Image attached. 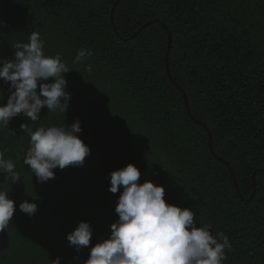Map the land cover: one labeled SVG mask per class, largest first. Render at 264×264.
I'll use <instances>...</instances> for the list:
<instances>
[{"label":"trees","instance_id":"16d2710c","mask_svg":"<svg viewBox=\"0 0 264 264\" xmlns=\"http://www.w3.org/2000/svg\"><path fill=\"white\" fill-rule=\"evenodd\" d=\"M114 1L0 0V66L39 32L44 54L59 53L68 67L63 75L71 94L65 114L45 106L36 122L20 114L0 127V150L20 177L0 174V191L16 205L0 232V264H51L57 257L61 264H85L119 218L123 188L109 191L110 173L128 164L141 172L140 183L163 186L168 204L192 210L197 228L210 224L213 236H228L232 251L223 264H264V0H120L111 22ZM168 34L169 73L244 199L256 171L247 203L167 78ZM82 48L93 55L73 63ZM9 95V84L0 80V106ZM76 120L90 155L83 166L54 169V179L38 183L23 164L30 137L21 124L35 131ZM25 200L38 205L32 217L19 210ZM80 222H88L93 235L77 253L66 236Z\"/></svg>","mask_w":264,"mask_h":264},{"label":"clouds","instance_id":"9594fccd","mask_svg":"<svg viewBox=\"0 0 264 264\" xmlns=\"http://www.w3.org/2000/svg\"><path fill=\"white\" fill-rule=\"evenodd\" d=\"M44 47L40 33L32 32L28 43L16 45L14 59L2 62L0 80L9 84L10 95L6 105L0 106V127H7L20 114L36 122L45 106L48 112L66 113L71 94L65 90L68 82L63 74L69 69L59 53L46 56ZM92 55L91 50L82 48L73 63H83ZM86 69L91 71L92 65L87 64ZM20 127L30 137L23 164L38 183L54 179V169L83 166L90 155V148L77 135L82 132L79 120L71 126L64 122L35 131L27 124ZM5 151L0 150V174H11L19 181L15 163L5 158ZM140 177L133 164L110 173L109 191L115 194L123 188L115 208L119 218L111 224L110 236L90 248L85 264H223L226 251H232L228 236H213L210 224L197 228L192 210L168 204L163 186L152 181L140 183ZM37 208V203L27 200L19 204V210L29 217ZM15 211V202L0 191V232L9 226ZM92 235L90 224L80 222L66 239L79 253L90 245ZM51 264H61L60 257Z\"/></svg>","mask_w":264,"mask_h":264},{"label":"water","instance_id":"95a60500","mask_svg":"<svg viewBox=\"0 0 264 264\" xmlns=\"http://www.w3.org/2000/svg\"><path fill=\"white\" fill-rule=\"evenodd\" d=\"M120 0H115L113 2V5L111 7V10H110V21L112 22L113 21V11H114V8L115 6L117 5V3L119 2ZM151 23V21L141 25L128 39H131V38H134L136 37L140 31L145 28L147 25H149ZM169 47H170V36L169 34L167 35V46H166V50H165V53H164V57H163V62H164V68H165V72H166V75H167V78L168 80L172 83V85L181 93L182 95V98H183V103H184V109H185V112L186 114L188 115L189 119L201 126L205 132H206V137H207V147H208V151L209 153L212 155V157L219 161L220 163H222L223 165H225V167L227 168L228 172H229V175L231 177V180H232V183H233V186L235 188V191L239 197V199L245 203L249 202L253 196H254V192H255V172L252 173L251 175V185H252V191L250 193V195L248 196L247 199H244L242 197V195L240 194V191L238 189V186H237V183L235 181V178H234V175H233V172H232V169L231 167L229 166V164L224 160L222 159L221 157L217 156L214 152H213V149H212V142H211V135H210V132L209 130L207 129L206 125L204 123H202L201 121L195 119L189 112V107H188V102H187V98L184 94V91L183 89L177 84V82H175V80L171 77L170 73H169V69H168V64H167V56H168V51H169ZM264 172V170H263Z\"/></svg>","mask_w":264,"mask_h":264}]
</instances>
